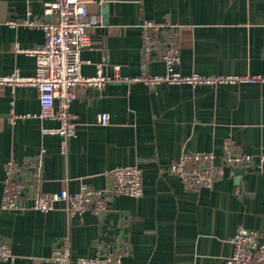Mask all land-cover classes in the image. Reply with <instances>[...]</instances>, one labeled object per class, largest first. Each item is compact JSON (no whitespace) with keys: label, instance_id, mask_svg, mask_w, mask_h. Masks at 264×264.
<instances>
[{"label":"crops","instance_id":"crops-1","mask_svg":"<svg viewBox=\"0 0 264 264\" xmlns=\"http://www.w3.org/2000/svg\"><path fill=\"white\" fill-rule=\"evenodd\" d=\"M51 1L0 0V76L35 74V58L16 49L42 45L44 33L21 21L43 18ZM80 1L101 19L88 29L91 46L80 53L81 73L94 75L101 64L110 80L71 103L75 136L66 139L63 153L58 135L42 133L59 123L37 117L36 89L0 87V240L15 255L0 264H53L51 251L60 244L74 258L94 257L100 245L121 253L122 264H228L239 226L264 241V170L226 168L212 187L192 191L168 173L183 151L212 152L219 162L227 139L246 154L263 153L264 83L148 87L132 81L166 73L163 62L142 57L144 21L177 25L181 75L264 76V0ZM99 113L110 115L107 126L97 122ZM9 161L22 167V195L31 191L33 174L43 192L75 193L82 186L106 188L105 173L125 166L141 170L143 195L109 197L100 215L70 216L63 204L40 213L26 198L19 209L3 210Z\"/></svg>","mask_w":264,"mask_h":264},{"label":"built area","instance_id":"built-area-1","mask_svg":"<svg viewBox=\"0 0 264 264\" xmlns=\"http://www.w3.org/2000/svg\"><path fill=\"white\" fill-rule=\"evenodd\" d=\"M100 18L89 13L87 5L80 0H54L46 2L43 18L28 15L21 24L44 33V43L29 50L16 49L35 58V74L24 77L17 71L10 75L0 76L2 86H29L36 89L39 99L40 120H53L59 123L56 128H42L43 134L58 135L61 138L60 151L65 150L66 139L75 136V116L70 112L71 103L87 90L101 91L110 80L104 74L101 64L96 65L95 74L85 76L81 73L83 61L80 53L91 46L88 29L95 27ZM17 21H10L15 27ZM178 36L177 25L144 21L142 24V57L146 61L158 60L165 64L166 73L158 76H139L133 82L144 83L155 87L166 82L175 85L215 86L227 83H264V76L246 77L216 76L207 77L199 74L181 75L176 71L180 63L179 51L176 47ZM118 70V67H115ZM13 118H17L14 116ZM97 122L107 126L110 122L108 113H99ZM42 149L37 155L38 164L45 155ZM212 152H187L174 160L168 173L179 179L184 190L210 188L222 178L226 168H242L245 171L264 170V152L254 157L242 151L239 145L227 139L222 146V153L217 162ZM1 207L3 210L19 209L26 198L31 208L40 213H48L56 209L58 204L65 206L70 216L91 212L95 215L106 211L109 197L125 196L140 198L143 195L142 172L136 166H125L111 169L105 173L108 186L95 189L82 186L78 192L69 193L62 190L57 193H46L41 189L38 174H33L29 181L31 191L22 195L24 182L20 179L22 167L15 161L5 165ZM232 254L228 264H264V241L257 232L239 226L231 238ZM94 257L74 258L68 247L55 245L49 257L53 264H122L121 253L111 254L96 245ZM15 255L8 244L0 240V262L12 263Z\"/></svg>","mask_w":264,"mask_h":264},{"label":"water","instance_id":"water-1","mask_svg":"<svg viewBox=\"0 0 264 264\" xmlns=\"http://www.w3.org/2000/svg\"><path fill=\"white\" fill-rule=\"evenodd\" d=\"M242 171H243V169H242Z\"/></svg>","mask_w":264,"mask_h":264}]
</instances>
